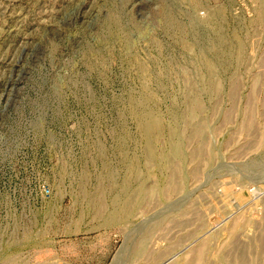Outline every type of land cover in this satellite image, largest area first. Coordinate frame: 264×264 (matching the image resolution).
Segmentation results:
<instances>
[{"label": "rangeland", "instance_id": "obj_1", "mask_svg": "<svg viewBox=\"0 0 264 264\" xmlns=\"http://www.w3.org/2000/svg\"><path fill=\"white\" fill-rule=\"evenodd\" d=\"M0 264H264V0H0Z\"/></svg>", "mask_w": 264, "mask_h": 264}, {"label": "built area", "instance_id": "obj_2", "mask_svg": "<svg viewBox=\"0 0 264 264\" xmlns=\"http://www.w3.org/2000/svg\"><path fill=\"white\" fill-rule=\"evenodd\" d=\"M255 195H257V196H258V195H260V194L256 193Z\"/></svg>", "mask_w": 264, "mask_h": 264}, {"label": "bare ground", "instance_id": "obj_3", "mask_svg": "<svg viewBox=\"0 0 264 264\" xmlns=\"http://www.w3.org/2000/svg\"><path fill=\"white\" fill-rule=\"evenodd\" d=\"M7 81V80H6Z\"/></svg>", "mask_w": 264, "mask_h": 264}]
</instances>
